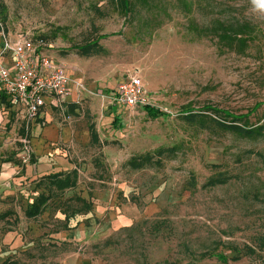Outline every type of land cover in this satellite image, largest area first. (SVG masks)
I'll use <instances>...</instances> for the list:
<instances>
[{
    "label": "rangeland",
    "instance_id": "1",
    "mask_svg": "<svg viewBox=\"0 0 264 264\" xmlns=\"http://www.w3.org/2000/svg\"><path fill=\"white\" fill-rule=\"evenodd\" d=\"M134 3L122 14L114 0H0V47L3 35L42 40L79 87L65 117L0 122V264H264V136L216 123L249 114L264 126V12L251 0ZM223 32L246 47L225 48ZM136 76L157 119L109 107ZM50 124L58 138L43 142ZM72 169L77 188L27 218L43 176Z\"/></svg>",
    "mask_w": 264,
    "mask_h": 264
},
{
    "label": "built area",
    "instance_id": "2",
    "mask_svg": "<svg viewBox=\"0 0 264 264\" xmlns=\"http://www.w3.org/2000/svg\"><path fill=\"white\" fill-rule=\"evenodd\" d=\"M0 48V92L12 104L26 110L27 121L36 118L47 105V100L60 102L71 99L73 83L62 64L54 63L45 53L46 44L41 40L19 39L12 43L3 35ZM10 58V66L4 60ZM111 106L124 108L155 107L142 80L130 77L122 81L106 97ZM75 103V101L73 102Z\"/></svg>",
    "mask_w": 264,
    "mask_h": 264
},
{
    "label": "trees",
    "instance_id": "3",
    "mask_svg": "<svg viewBox=\"0 0 264 264\" xmlns=\"http://www.w3.org/2000/svg\"><path fill=\"white\" fill-rule=\"evenodd\" d=\"M140 1L142 3H146V0H136ZM116 7L118 8L119 12H122V14H128L133 11V8L135 7L134 0H114ZM219 42L222 46L229 50H234L236 49V45L244 49L246 47L247 42L243 38L242 32H235L234 36L229 34L228 32H223L218 35ZM88 49H92L91 47ZM76 106V105H75ZM261 104H258L256 108L253 109V111H256ZM143 109L145 112L148 114L153 119H157L158 117L162 116V112L159 109H156L151 106H144ZM207 111H213V112H218L212 108H208ZM226 116V119L229 118L232 120L233 124L227 126L225 122H216L217 124L221 125L222 127H229L232 128L239 133L246 135L247 137H262L264 136V126H250L248 122L249 114L248 115H234V114H224ZM189 119H196L195 115L190 116ZM215 122V121H214ZM200 123H205V120H201ZM237 123H241L242 126H236ZM113 124L116 125V128L120 127L119 126V121L117 118L114 119ZM92 140H94L96 143H98V135L95 133V130L92 133ZM77 179H78V174L77 172H72L69 175H61V174H55L47 177V180L50 182L49 184L51 187L55 188H49L48 190L50 191V194H41L37 197V199L29 205L27 210L25 211V215L29 219H34L40 216L46 204L51 198L52 194V189H56L59 192H64L68 189L75 188L77 185ZM216 183H221V182H216ZM86 204V202H84ZM89 205V204H88ZM89 210H91V206H88ZM262 249L264 250V242L261 244ZM217 258L222 261V262H227V259L223 255H217Z\"/></svg>",
    "mask_w": 264,
    "mask_h": 264
},
{
    "label": "crops",
    "instance_id": "4",
    "mask_svg": "<svg viewBox=\"0 0 264 264\" xmlns=\"http://www.w3.org/2000/svg\"><path fill=\"white\" fill-rule=\"evenodd\" d=\"M10 63H11L10 58H7L6 60H4L5 65L10 66ZM72 101H73L72 98L68 99L66 101H60V102H54V103L47 100V105L42 109V111L40 112V114L36 118H34L32 121H30V122H32L31 124L41 126L42 124H44L45 120L47 122L51 121V119H52L51 115L52 114H57L61 117H63V116L65 117V115L67 113L74 112L77 107L75 106V104H73ZM109 107L121 108L118 106H111V105ZM26 117H27L26 110H24L20 105L12 104L10 102V100L7 98V96L4 93L0 92V122L4 121V124L9 125L12 121H15L17 124L19 121H21L22 124L27 122V125H29V122L27 121ZM118 128H120V127H118ZM23 129H21V132L24 134ZM94 130H95V133L98 135L96 125L93 123L90 125V128H89L90 143H92L94 145H100L101 141H100L99 135H98V140H99L98 143H96L94 140H92V133ZM41 135H42V141L43 142H46L48 139L58 138L59 130H58L57 124H50L49 127H45L44 129H42ZM44 140H46V141H44ZM74 171L77 172V174H78L77 185L75 187V188H77L78 181H79V173L76 169L68 170V172H58V173H53V174H48L46 176H43V178L38 182L37 187H42L47 192V193L44 192L41 194L48 195V194H50V191L48 189L49 188H55V187H51V185L49 184L50 182L47 180L48 176L55 175V174H61L64 176V175H69ZM75 188H72V189H75ZM68 190H70V189H68ZM51 192H52L51 198L55 193H62L56 189H52ZM41 194H39V195H41ZM83 202L88 203L86 200H83ZM47 204H46V206H47ZM88 204L90 205V203H88ZM90 206L92 209V205H90Z\"/></svg>",
    "mask_w": 264,
    "mask_h": 264
},
{
    "label": "clouds",
    "instance_id": "5",
    "mask_svg": "<svg viewBox=\"0 0 264 264\" xmlns=\"http://www.w3.org/2000/svg\"><path fill=\"white\" fill-rule=\"evenodd\" d=\"M251 3L257 10L264 12V0H251Z\"/></svg>",
    "mask_w": 264,
    "mask_h": 264
}]
</instances>
